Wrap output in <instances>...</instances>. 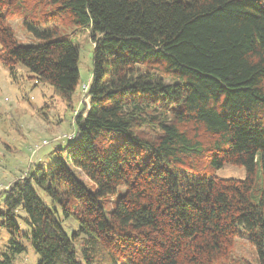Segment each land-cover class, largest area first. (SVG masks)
I'll use <instances>...</instances> for the list:
<instances>
[{
	"label": "trees",
	"instance_id": "obj_1",
	"mask_svg": "<svg viewBox=\"0 0 264 264\" xmlns=\"http://www.w3.org/2000/svg\"><path fill=\"white\" fill-rule=\"evenodd\" d=\"M61 24L91 31L89 106L55 160L4 191L0 264L27 244L39 264H221L243 240L264 264V0H0L3 66L72 108L80 53ZM225 165L245 180L212 175Z\"/></svg>",
	"mask_w": 264,
	"mask_h": 264
},
{
	"label": "rangeland",
	"instance_id": "obj_2",
	"mask_svg": "<svg viewBox=\"0 0 264 264\" xmlns=\"http://www.w3.org/2000/svg\"><path fill=\"white\" fill-rule=\"evenodd\" d=\"M15 37L20 44L37 45L39 42L27 34L20 19L10 21ZM61 35L68 37L79 48L80 82L73 98L72 108L56 92L55 88L34 78L25 67L17 66L14 75L0 60V211L4 210V191L17 179L36 166L48 167L57 157L56 151L65 149L77 134L74 117L89 98L83 95V87L93 79V56L95 45L88 28L61 24ZM212 175L220 179L245 180L243 167L225 165L214 170ZM124 189H122V192ZM43 202L50 209V197L38 189ZM116 198L105 202L106 214L114 208ZM63 230L69 235L79 229L78 222L59 216ZM10 233L0 227V258L6 251ZM78 248L80 247L78 243ZM28 251L16 256L14 264H39V256L27 244ZM221 264H257L254 249L246 241L237 242L227 259Z\"/></svg>",
	"mask_w": 264,
	"mask_h": 264
},
{
	"label": "built area",
	"instance_id": "obj_3",
	"mask_svg": "<svg viewBox=\"0 0 264 264\" xmlns=\"http://www.w3.org/2000/svg\"><path fill=\"white\" fill-rule=\"evenodd\" d=\"M88 89H89L88 86H84V87H83V92H84V93H87ZM71 138H72V137H70L69 139H71Z\"/></svg>",
	"mask_w": 264,
	"mask_h": 264
}]
</instances>
